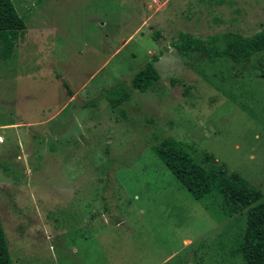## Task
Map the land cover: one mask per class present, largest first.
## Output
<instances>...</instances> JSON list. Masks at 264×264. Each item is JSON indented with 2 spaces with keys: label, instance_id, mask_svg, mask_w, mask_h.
I'll use <instances>...</instances> for the list:
<instances>
[{
  "label": "rangeland",
  "instance_id": "1",
  "mask_svg": "<svg viewBox=\"0 0 264 264\" xmlns=\"http://www.w3.org/2000/svg\"><path fill=\"white\" fill-rule=\"evenodd\" d=\"M11 3L25 29L0 32L10 264H242L244 212L223 218L193 200L154 147L171 138L264 196V53L241 71L171 46L181 34L251 36L264 0ZM152 57L158 80L116 103Z\"/></svg>",
  "mask_w": 264,
  "mask_h": 264
},
{
  "label": "trees",
  "instance_id": "2",
  "mask_svg": "<svg viewBox=\"0 0 264 264\" xmlns=\"http://www.w3.org/2000/svg\"><path fill=\"white\" fill-rule=\"evenodd\" d=\"M24 29V22L16 14L11 0H0V32ZM171 46L180 58H205L208 62L239 66L243 71L254 55L264 53V26L251 36L226 32L199 39L181 34ZM156 60L152 57L133 75L128 91L116 90L119 96L116 103L127 100L130 90L144 93L158 80L152 65ZM154 155L193 200L215 202L223 218L244 212V229L234 255L239 256L242 264H264V196L258 190L247 186L235 174H227L222 166L198 162L171 138L162 139L154 147ZM0 264H10L1 223Z\"/></svg>",
  "mask_w": 264,
  "mask_h": 264
},
{
  "label": "crops",
  "instance_id": "3",
  "mask_svg": "<svg viewBox=\"0 0 264 264\" xmlns=\"http://www.w3.org/2000/svg\"><path fill=\"white\" fill-rule=\"evenodd\" d=\"M74 96V95H73ZM0 143H2V142H0Z\"/></svg>",
  "mask_w": 264,
  "mask_h": 264
},
{
  "label": "built area",
  "instance_id": "4",
  "mask_svg": "<svg viewBox=\"0 0 264 264\" xmlns=\"http://www.w3.org/2000/svg\"><path fill=\"white\" fill-rule=\"evenodd\" d=\"M0 141H1V139H0Z\"/></svg>",
  "mask_w": 264,
  "mask_h": 264
}]
</instances>
